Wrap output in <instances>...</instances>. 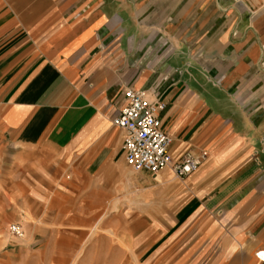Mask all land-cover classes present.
<instances>
[{
  "label": "crops",
  "instance_id": "obj_1",
  "mask_svg": "<svg viewBox=\"0 0 264 264\" xmlns=\"http://www.w3.org/2000/svg\"><path fill=\"white\" fill-rule=\"evenodd\" d=\"M126 87L164 104L173 158L201 157L175 187L188 195L171 243L194 226L223 264L242 246L264 264V0H0V137L75 147L103 175L125 161L112 120Z\"/></svg>",
  "mask_w": 264,
  "mask_h": 264
},
{
  "label": "rangeland",
  "instance_id": "obj_2",
  "mask_svg": "<svg viewBox=\"0 0 264 264\" xmlns=\"http://www.w3.org/2000/svg\"><path fill=\"white\" fill-rule=\"evenodd\" d=\"M86 163L82 151L44 137L32 144L0 137V264H136L138 256L137 264H223L227 253L194 226L171 243L183 226L171 227L188 195L175 188L182 179L161 170L171 177L163 187L123 160L103 175ZM222 216L204 212L197 221ZM11 223L20 238L8 232ZM245 248L229 249L237 264L246 263Z\"/></svg>",
  "mask_w": 264,
  "mask_h": 264
},
{
  "label": "built area",
  "instance_id": "obj_3",
  "mask_svg": "<svg viewBox=\"0 0 264 264\" xmlns=\"http://www.w3.org/2000/svg\"><path fill=\"white\" fill-rule=\"evenodd\" d=\"M123 99L112 124L123 131L121 149L125 163L133 171L155 176L167 169L183 179L197 168L200 155L184 152L177 158L172 157L169 150L172 139L162 130L159 117L164 109L162 102L131 87L124 88ZM7 230L15 237L22 236L21 228L15 223L8 225Z\"/></svg>",
  "mask_w": 264,
  "mask_h": 264
},
{
  "label": "bare ground",
  "instance_id": "obj_4",
  "mask_svg": "<svg viewBox=\"0 0 264 264\" xmlns=\"http://www.w3.org/2000/svg\"><path fill=\"white\" fill-rule=\"evenodd\" d=\"M261 254H264L263 252H258V253H256V258L257 259H264V256H262Z\"/></svg>",
  "mask_w": 264,
  "mask_h": 264
},
{
  "label": "snow or ice",
  "instance_id": "obj_5",
  "mask_svg": "<svg viewBox=\"0 0 264 264\" xmlns=\"http://www.w3.org/2000/svg\"><path fill=\"white\" fill-rule=\"evenodd\" d=\"M262 256H264V254H261Z\"/></svg>",
  "mask_w": 264,
  "mask_h": 264
}]
</instances>
